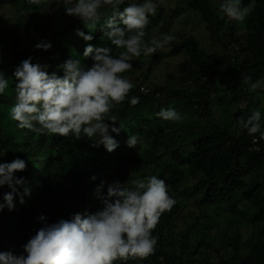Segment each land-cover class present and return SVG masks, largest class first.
Returning a JSON list of instances; mask_svg holds the SVG:
<instances>
[{
  "label": "trees",
  "instance_id": "obj_1",
  "mask_svg": "<svg viewBox=\"0 0 264 264\" xmlns=\"http://www.w3.org/2000/svg\"><path fill=\"white\" fill-rule=\"evenodd\" d=\"M8 1L18 8V13L14 18L0 17V71L9 79L5 91L14 96L12 105L16 103L13 73L29 57L31 63L45 66L49 74L57 71L59 76L62 72L57 70L58 66L68 59L91 66V58L82 55L85 48L79 52L71 50V30L85 34L91 31L94 38L90 44L94 48L111 47L114 57L124 50L111 45L103 34L105 19L112 15L110 7L101 10L104 15L95 29H88L77 17L69 26L63 19V27L59 28L61 20L48 21L40 0ZM217 1L158 0L157 14L149 17L145 29V41L161 34H171L175 39L168 44L167 54L154 53L146 60L142 55L123 74L129 75L126 77L135 85L129 99L138 96L139 103L133 106L126 100L113 110L118 116L116 126L121 127L118 135L113 134L118 142L113 152L71 134L61 137L32 131L25 137L23 132L27 129H19L17 122L10 119L4 122L0 113V155L5 153L0 163L24 159L25 170L14 175L23 177L30 189L23 203L14 199L13 211L5 208L0 212V252L22 254V246L42 226L37 221L40 215L48 223H55L76 213H94L102 207L94 197V189L101 181L106 182V194L107 184L118 181L130 187L133 180L127 175L143 170L164 179L176 203L161 215L153 231L157 238L154 253L114 264H264V181L257 180L264 176V140L254 143L243 129L240 134H232L227 125L215 121L212 105L215 100L226 106L245 102V111L235 116L238 125L240 117L247 118L253 111L255 101L249 92L250 85L264 80V0H255V8L243 22L241 34L236 21L232 23L224 14L223 18L215 14L222 0ZM4 2L0 0V7ZM130 2L133 0H125L120 10ZM248 3L249 0H241V6ZM175 21L181 29H173ZM188 23L193 27L190 31L186 30ZM225 24L230 33L227 40L216 38L219 52L211 49L212 43L204 46L193 34L202 26L212 33L216 26ZM41 41H50L52 47L48 51L35 49ZM181 56L184 60L177 64V75H167L161 85H145L151 74L166 63V57ZM138 83L149 87V93L141 92ZM258 100H264V90ZM161 108H174L184 117L188 114L198 120L195 126L187 127L184 145L178 143L182 140L180 135H168L161 127L165 121L157 116ZM10 110L11 106L6 107L7 112ZM158 128L159 135L155 133ZM134 129L138 144L130 148L127 140ZM169 136H174L171 139L177 146L167 143ZM185 152L188 153L184 155ZM93 176L95 180L90 179ZM196 176L199 179L195 183ZM200 180L205 186L198 188ZM8 191L7 186L0 189V201ZM235 196L248 207L253 216L249 222L257 229L243 243L239 242L236 224L247 222V216L240 211L232 213L239 203L234 201ZM234 203L232 214L222 210ZM225 222L226 228L214 234V229ZM230 226L234 229L232 235L227 233Z\"/></svg>",
  "mask_w": 264,
  "mask_h": 264
},
{
  "label": "clouds",
  "instance_id": "obj_2",
  "mask_svg": "<svg viewBox=\"0 0 264 264\" xmlns=\"http://www.w3.org/2000/svg\"><path fill=\"white\" fill-rule=\"evenodd\" d=\"M65 14L77 17L88 29H95L100 23L106 7L112 15L104 22L103 34L111 45L124 49L114 57L111 47L94 48L90 43L84 49L83 57L91 58V66L82 65L79 60L68 59L58 66L57 71L48 73L45 66L31 63V57L23 60L13 73L15 100L11 103V119L19 129H28L41 135L54 134L76 139L87 138L94 147L113 152L118 147L114 135L118 116L113 112L126 100L133 106L139 103L138 96L129 99L133 82L123 74L132 69L136 58L149 56L164 49L175 37L161 34L145 41L149 17L158 11V0L130 2L120 10L125 0H57ZM3 6V5H2ZM255 8V0L241 6V0H222L220 10L230 20L245 22ZM77 31L83 41L93 40V35ZM35 49L48 51L50 41L37 43ZM250 80V77L246 78ZM140 87L145 85L138 83ZM251 83L250 91L259 87ZM9 87V79L0 71V95ZM149 93V88L145 87ZM157 116L165 121L182 120L174 108H161ZM240 127L253 138L254 143L264 140L262 113L253 110L247 117H240ZM136 135H130L127 146L135 148ZM0 155V157H3ZM26 168L24 159L0 163V188L7 186L0 201V212L5 208L13 211L14 199L23 203V197L30 194L23 177L14 173ZM95 180L96 177L90 178ZM101 181L94 189V197L102 207L94 213H76L69 219L48 223L44 215L37 217L42 225L26 244L22 254L12 251L0 252V264H114L130 257L146 258L155 251L157 238L153 235L163 213L170 211L176 201L169 195L165 180L155 175L135 179L131 186ZM21 189L23 190L21 192Z\"/></svg>",
  "mask_w": 264,
  "mask_h": 264
},
{
  "label": "rangeland",
  "instance_id": "obj_3",
  "mask_svg": "<svg viewBox=\"0 0 264 264\" xmlns=\"http://www.w3.org/2000/svg\"><path fill=\"white\" fill-rule=\"evenodd\" d=\"M43 5H45V12H46V16H47V20L48 21H56V20H61L58 23L59 28L63 27V24L65 22L66 25H71V23L74 20L73 16H68L64 13L61 14L60 9H64V7L58 6L57 0H40ZM215 3H218L217 0H213ZM12 2L5 0L4 5L0 7V17L1 19L3 17H7V18H14L16 16V14L18 13V8H16L13 4H11ZM215 14L221 18H223V13L220 10V8H218V10H215ZM3 17H2V16ZM5 19V18H3ZM63 19L64 22L62 21ZM188 22V21H187ZM232 23H235V21H232ZM238 24L237 28H238V33L241 34L243 32V28L244 25L243 23H239L236 22ZM226 25H219L216 26L212 31V33H210L211 31L209 29H204V26H202L201 28H198L196 30H194L193 34L199 39L198 41H200L201 43L204 44V46L208 45L207 47H209L210 43L213 44L212 48L214 51L219 52L220 50H218L220 48V45L218 43H216V38L219 37L221 40H227L229 33H230V28L229 26L226 28ZM188 31H190V29H192V24L188 23L186 25ZM182 27H180L179 24L176 23L173 26V29H181ZM174 30V31H175ZM209 33H210V40H209ZM155 34V33H153ZM71 39H73L72 41L74 42V44L71 46V50L74 52H79V50H83L87 44H89L90 42H85L83 41L80 37L77 36V34L75 33L74 30H71ZM169 46L167 45L164 49L161 50H157V54H159V52H163L164 54H167L169 52ZM124 51V50H123ZM83 55V54H82ZM149 58V56H144V59L146 60V58ZM147 58V59H148ZM136 59H134L133 61H135ZM180 60H184V56H181L180 58L177 59H171L166 57V63H164V65H160L149 77L148 82L145 83V85H153V84H157V85H161L164 84L166 76L167 75H177V64L179 63ZM133 61H131V63H133ZM136 65V62L132 65V67H134ZM129 76V75H126ZM259 87L257 89H255L254 91H249L251 94V97L254 99L255 103H254V107L253 110H259L262 113V122H264V100L263 101H259L258 100V95L261 93L262 90H264V80L259 82ZM147 87V86H145ZM226 87V86H224ZM149 88V87H148ZM227 94V92H226ZM14 98V96L12 94H9V92L5 91V93L3 95H0V113L1 115H3L4 117V122L8 121H13L10 118V112L6 111V107L10 106L12 101L11 99ZM213 113H214V118L215 121L218 123H221L223 125H227V127L230 129L232 134H240L242 132V128L236 123V114H238L239 112H244V108L246 103L245 102H241V103H237L231 106H226L224 103H220L218 104V101L215 100L213 101ZM182 116V120L179 122L176 121H172V124L169 123V121H164V123L160 124L162 128H164L167 132L168 135L174 133L175 136L180 135L182 137V140L180 142H178L179 144L184 145L186 143V139L187 136H185V134L187 133V127L188 126H195L196 123L198 122V120H194L189 118L188 114H186V116H183V113H180ZM203 121V120H202ZM198 125V124H197ZM159 129L155 130V133L159 132ZM29 132H32L31 130H24V136L25 137H29ZM160 133V132H159ZM158 133V135H159ZM137 135V130L134 129V133H132V135ZM179 136V137H180ZM171 138H174L171 137ZM169 136V140H168V144L171 147H175L178 145L177 142H175L173 139H171ZM190 151V150H189ZM188 151V152H189ZM188 152H185V154H187ZM44 157H40L39 160L41 161V159L43 160ZM140 172H137L135 175H132V173H129L127 175L129 180H135L137 179H141L140 177L142 175H144V177H148V176H152L149 174V172L147 171H143V170H139ZM41 173H43V171L41 170ZM141 175V176H140ZM140 176V177H139ZM142 176V178H144ZM198 176L195 177L194 181L195 183L198 181ZM258 182H263L264 181V176L260 177L257 179ZM131 184V183H130ZM205 186L203 181H199L197 183V187H202ZM2 189V188H0ZM181 195H184L185 193H183L182 191H180ZM239 197L235 196L234 197V201H239ZM234 204H228L225 208H223V211H228L230 212V214L240 211V212H244V214L247 216V222H243V223H237L236 224V229H238L239 231V236H240V243L245 242L246 240H250L252 235H255L257 233V229L255 228V226L253 224H250L249 221H251L253 219V216L251 215L252 213L250 212V210L248 209V207H246V205L244 204V202L239 201V203L237 204V207H235L233 210V206ZM225 206V205H224ZM232 210V213H231ZM230 216L229 214H226V217ZM230 219V217H229ZM227 223L225 222L223 225H220L219 228H215L214 229V234H218L220 231H223L226 228ZM233 228L230 226L229 228H227V233L229 235L233 234ZM219 236V235H218ZM224 240V239H222ZM225 241V240H224ZM223 243V242H222Z\"/></svg>",
  "mask_w": 264,
  "mask_h": 264
},
{
  "label": "built area",
  "instance_id": "obj_4",
  "mask_svg": "<svg viewBox=\"0 0 264 264\" xmlns=\"http://www.w3.org/2000/svg\"><path fill=\"white\" fill-rule=\"evenodd\" d=\"M140 90L143 91V92H147V91H148V90H147L145 87H143V86L140 87Z\"/></svg>",
  "mask_w": 264,
  "mask_h": 264
}]
</instances>
